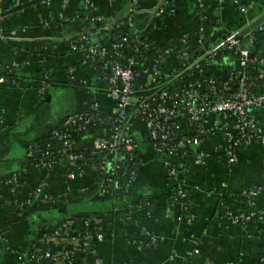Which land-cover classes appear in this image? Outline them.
<instances>
[{
	"label": "crops",
	"instance_id": "1",
	"mask_svg": "<svg viewBox=\"0 0 264 264\" xmlns=\"http://www.w3.org/2000/svg\"><path fill=\"white\" fill-rule=\"evenodd\" d=\"M27 1L31 0H0V14ZM155 1L144 0L141 5L150 6ZM83 2H36L4 16L1 22L2 32L14 39L0 38V70L16 61L17 70L23 71L31 80H23L18 87L11 86L9 82L0 84V264L12 259L13 253L42 251L44 235L54 230L64 217L77 215L90 216V233H103L102 241L89 243L87 264H163L171 253L176 254V259L169 264H258L264 257V218L259 222L231 225L226 213L239 211L234 203L228 201L246 187L259 190L254 206L264 209L263 150L255 143L243 145L238 162L228 168L220 158L224 144L219 135L208 136L201 143V148L211 156L206 165L195 166L190 160L182 175L188 190L187 199L190 198L188 214L179 205L171 206L172 188L145 140L140 121L132 123L139 138L137 176L123 199H112L103 210L96 209L94 199L85 192L89 179L85 184L78 179L68 182L66 170L60 166L46 183L51 193L57 196L51 206L54 209H33L19 220L6 209L10 198L3 185L5 176L21 173L25 189L33 188L41 176V171L27 160V151L31 147L35 149L38 141L43 146L53 127L72 113L86 111L92 102H98L107 113L114 106L106 96L104 73L87 60L84 51H72L69 47L72 38L92 27L90 23L85 26L78 18ZM90 2L92 15L103 17L109 26L126 18L131 7V0ZM171 2V14L161 16L160 20L142 14L131 24V33L138 36L145 35L152 28L150 37L154 48L170 50L166 58L167 69L174 64L171 55L180 49L182 36L187 35L191 45L198 49L195 40L198 26L194 17L198 16L203 21L207 29L205 38L226 29L228 33L242 34L243 38L247 27L239 5L246 3L254 4L247 17L250 26L256 25L253 29L260 33L257 47L264 56V0ZM65 18L70 20L61 21ZM106 33L95 31L93 41L104 45ZM42 61L46 63L53 85L47 86L40 99L33 93L31 83L38 78L37 65ZM215 62L220 69L236 67V61L228 55ZM168 75H164L161 85L165 84L172 90L185 86L182 81L170 79ZM138 202L149 212L143 217L134 215L136 222L123 224L116 215L108 212L112 209H136L131 203ZM61 205L66 207L64 213L57 208ZM151 237L154 242L150 241ZM133 240L143 242L142 248L137 250ZM50 246L60 250L62 242L54 240Z\"/></svg>",
	"mask_w": 264,
	"mask_h": 264
},
{
	"label": "built area",
	"instance_id": "2",
	"mask_svg": "<svg viewBox=\"0 0 264 264\" xmlns=\"http://www.w3.org/2000/svg\"><path fill=\"white\" fill-rule=\"evenodd\" d=\"M48 1L38 0L42 3ZM65 1L68 0H63ZM143 1L131 0L126 25L130 26L133 20L142 14L158 19L173 12L170 0H156L154 4L146 7L141 5ZM201 2L202 0H198V3ZM253 8V3L239 5L240 13L245 16L247 28L250 27L247 16ZM91 9L90 0H84L82 21L100 25L96 32H108L113 25H107L101 16L92 15ZM4 18L0 17V38L11 41L14 37L7 36L1 30ZM68 20L70 19H61ZM256 32L250 28L243 38H239L237 32H229L223 39L200 51L196 58L191 60L188 36H182L180 49L173 52L175 59L181 63V69L168 76L173 80L187 77L191 81L175 90L165 84H157L162 72L159 71L156 62L152 61L148 73L149 85L152 87L140 93L134 89L136 74L131 69L132 59H127L125 64L118 61L117 51L124 45H130L129 38H122L109 47L95 43L93 41L95 32L87 28L79 36L72 38L69 41L72 51H84L87 60L92 64L96 61L102 62V70L106 74V96L113 101L114 106L107 113L98 102H92L86 111L72 113L58 126L53 127L42 149L39 151L29 149L27 157L37 158L35 167L41 171V176L32 191L26 195L27 204H30L33 198L43 205L49 207L54 205L57 196L47 191L46 184L51 173L64 164L66 181L83 178L84 169L80 163L83 160L93 161L95 164L84 165L102 175L100 179L102 186L98 196L124 195L133 185L139 164L137 156L139 141L132 126L134 121H140L142 124L145 140L173 190L171 202L183 210H187L184 201L188 198V190L182 181V175L187 164L177 159H185L190 154L192 165H206L211 156L201 148L204 138L212 135L221 137L224 149L220 158L228 168L238 162L239 150L247 143L259 145L264 154V56L255 51ZM195 37L196 45L200 47L205 40L203 22L197 27ZM169 53L170 50L164 51L166 55ZM227 54L236 61V67L225 75L223 85L217 86L213 77L206 78L204 82L191 78L193 70H198L199 74L202 72L200 69L202 63L215 62ZM112 57L115 59L109 61ZM10 66L16 68L18 63L13 61ZM7 69L8 66L5 70ZM3 83L5 81L0 78V84ZM46 88L47 85L42 82L38 91L40 99L43 98ZM98 128L104 135L93 138L85 152H76L72 135L82 133L87 136L90 131H98ZM178 151L183 152L181 156L177 154ZM4 184L11 194H15L16 189L21 187V179L14 175ZM258 195V189H250L247 193L250 198L247 206L254 207V200ZM226 216L231 225L259 222L264 218V209L250 212L227 211ZM90 222L91 218L88 217L84 223V231L76 232L73 229L74 220H63L54 230L44 235L45 246L42 251L13 253L11 255L13 264H76L79 249L84 252L92 240H103L102 232L90 233L88 229ZM54 240L62 242V249L54 250L50 246ZM150 241L154 242L153 237ZM132 244L137 250L143 246V242L138 240H133ZM174 259L176 254L171 253L167 262L163 264H169ZM263 263L262 256L258 264Z\"/></svg>",
	"mask_w": 264,
	"mask_h": 264
},
{
	"label": "trees",
	"instance_id": "3",
	"mask_svg": "<svg viewBox=\"0 0 264 264\" xmlns=\"http://www.w3.org/2000/svg\"><path fill=\"white\" fill-rule=\"evenodd\" d=\"M171 3L172 2L170 0V4ZM82 12H83V10L78 15V18L80 20H82L84 18V15ZM194 18L196 20L197 26L201 25V23L203 21H201L200 17L197 16ZM158 20H160V19H158ZM125 23H126V18H124L123 20L117 21L115 24H113L112 28L108 31V33H106L107 35L105 36V39H104V41H105L104 45L110 47L112 44L119 42L122 38H125V37H127L131 40L130 45H124L123 47L118 49L117 54H118V61L122 64H125L127 59H130V58L132 59L131 69L134 72V74H136L135 81H134V89L137 90L138 93H140V91H142L146 88L152 87V85H149V81H148L150 62L155 61L159 71L162 72V75L158 78L157 84H160L164 81V75L165 74L173 75L175 71H180L181 63L175 59L174 53H173V55H171V57H173L172 62L174 64L172 65V67H170L168 69L166 68V64H167L166 62H168V61H166V58L168 57V55L164 54L165 48H161V49L154 48L153 42L151 41V37H150V32H151L152 28L148 29V31H147V33H145V35L138 36V35H133L131 33V25L128 26ZM84 24H85V26H88L89 21H85ZM91 25H92L91 30L93 32H95L97 30V28L100 26L97 24H91ZM205 31H207L206 27H205ZM259 37H260V33L256 32L255 33V41H256L255 51H258L257 42H258ZM190 48H191L190 51L193 53L195 51L196 47L194 44L191 45V42H190ZM197 55H198V53L195 54L194 56H192L190 58V60L193 58H196ZM228 56L232 57L231 55H228ZM114 59L115 58L112 57L109 59V61H112ZM21 62L24 63L25 61L21 60ZM93 66L96 67V69L101 70L104 73V71L102 70V62L96 61L93 63ZM37 67H38V70H37L38 78L34 79L33 83H31V86L33 88V93L35 95L38 94V91L41 87L42 82H45V84L49 87L51 85H53V82L51 81V77H50L49 71L47 69L46 63L44 61L39 62ZM17 69L18 68H13L11 66H8L7 70H0V78H2L5 82H9L10 85L13 87H18L23 80H31L25 76L23 71H21L20 69L19 70H17ZM200 69L202 70L203 73L201 72L199 74L198 70H193L191 78L194 80L200 81V82H204V80L206 78L213 77L216 81L217 86H221L224 84V82H225V75L224 74L227 75L230 71L228 68L225 69V67L220 69L219 66H217L215 64V62L202 63ZM104 76H106L105 73H104ZM177 80L182 81L183 83H185V85H186L187 81H191V79H189L187 77H184V79H177ZM184 125H186V124H184ZM186 126H184L185 129H187ZM99 129L100 128H98V131H90L89 135H87V136H85L82 133L73 134L72 136H73L74 147H75L76 152H85V150L89 149V147H90L89 143L91 142V140L93 138L100 136V135H104V132L99 130ZM187 132H189V130H187ZM135 134H136V132H135ZM82 143H84L83 146H81ZM37 145L38 146L35 149H32V147H31V149L39 151V149L43 148L42 142L38 141ZM27 153H28V151H27ZM181 153H183V152L178 151L177 154H179V156H181ZM189 155H187L185 159L184 158H178L177 161H181L182 163H185L188 165V162H190V156ZM137 156H138V154H137ZM27 160H29L30 165H35V163L37 162V158H35V157H31V158L27 157ZM80 163L82 165V169H84V177L80 178L78 180H80L82 183L85 184V181L89 179V184H88V186L85 187V189H86L85 192H87L86 194H89L90 197L92 199H94L93 204H94V206H96V209H102L103 210L104 206L109 204L110 201H112V199H115L114 197H116L117 200L123 199L125 197V193H124V195H121V196H112V197H100V196H98V192L95 193V191H99V189L102 186V183L100 180L102 178V175L99 174V172H97L96 170H92V169L90 170L89 169L90 167L86 166L88 164H95V163H93V161H84L83 160ZM85 163H86V165H84ZM63 165H61V166L63 167ZM59 167L60 166H58L57 169ZM55 171H53L51 173V175ZM14 175L19 176V178L22 181L21 173L13 172V173H10L7 176H5V178L3 179V185H4V187H6V189H7L6 193L9 194V198H10V202H9L10 205H8V207L6 206V209L10 210V212L13 213L14 216L18 220L21 217L26 216L27 212H29L30 210H33V209H40V208L45 209V210L46 209L47 210L54 209L52 207L43 205L42 203L38 202L37 200L34 201L33 198H31V203L27 204L28 198H26V195L30 191H32L33 188H31L32 187L31 186L30 189H25V187L22 186V182H21L20 189H16L15 194H11L9 192V188L4 184V182ZM249 190H250V188L246 187V188H243L242 190H240L236 195H234L233 198H229L228 196H225V197L229 198L228 202L234 203L239 211H248V212L259 211L260 209L255 208V206L254 207L247 206V202L250 200V198L247 196V193L249 192ZM47 191H49L51 193V191L48 188H47ZM171 195H173V190L171 192ZM184 204H185V207L187 208L186 213L188 214L189 209H190V198H189V200L187 199L186 201H184ZM19 205L21 206L20 208L18 207ZM131 205L134 207H137L138 209L137 208L134 209L131 207V208H126V209H118V210L112 209L108 212L110 213V215H116V218L118 220H122L123 224H128L132 221L136 222L134 219V215H137L138 217L147 216V214L149 212L148 208L146 206L142 205L141 202H138L136 204L131 203ZM62 206H64V205H61L57 208L60 209ZM171 206L174 207L175 204H173L171 202ZM135 212H137V213H135ZM88 217L90 218L89 215H86V216L77 215V216H74L71 218H70V216H68L66 218L64 217L62 220H60L57 223V225L60 222H62L63 220H68V219L74 220V224H73L74 231L83 232L84 231V223L86 222V219ZM57 225H55L53 228H55ZM134 238H136V237H134ZM86 256H87V250L83 252V251H80V249H79V252L77 253L76 264H80L82 262H85ZM11 263L13 264L12 259H9V261L6 264H11ZM16 264H19V263H16Z\"/></svg>",
	"mask_w": 264,
	"mask_h": 264
},
{
	"label": "water",
	"instance_id": "4",
	"mask_svg": "<svg viewBox=\"0 0 264 264\" xmlns=\"http://www.w3.org/2000/svg\"><path fill=\"white\" fill-rule=\"evenodd\" d=\"M36 2H38V0H31V1H27L25 3L19 4V5L15 6V7H13L12 9H9L8 11H5V12L1 13L0 17H4L6 15H9V14H11L13 12L21 10L22 8H24V7L28 6V5H31L33 3H36ZM253 26L256 27V25H253ZM253 26H250V27L246 28L245 31L243 32V34L247 33L250 28H253ZM226 34H228V30L227 29L224 30V31H220V32H214L212 36L206 37L205 40H204V43L192 53V56H194L195 54L199 53L202 50L207 49L208 46L216 43L217 41L220 40V38H223ZM242 36H243L242 34L238 35L239 38H241ZM215 64H217V62H215ZM65 210H66V207H62L61 209H59V212L60 213H64Z\"/></svg>",
	"mask_w": 264,
	"mask_h": 264
}]
</instances>
